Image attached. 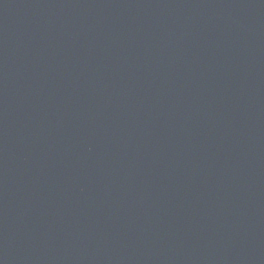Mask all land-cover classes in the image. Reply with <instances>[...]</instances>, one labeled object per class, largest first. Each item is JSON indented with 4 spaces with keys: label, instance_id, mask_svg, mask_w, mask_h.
<instances>
[{
    "label": "water",
    "instance_id": "obj_1",
    "mask_svg": "<svg viewBox=\"0 0 264 264\" xmlns=\"http://www.w3.org/2000/svg\"><path fill=\"white\" fill-rule=\"evenodd\" d=\"M0 264H264V0H0Z\"/></svg>",
    "mask_w": 264,
    "mask_h": 264
}]
</instances>
